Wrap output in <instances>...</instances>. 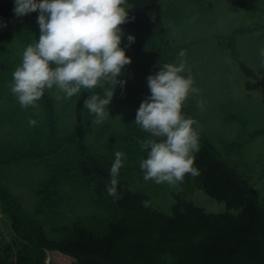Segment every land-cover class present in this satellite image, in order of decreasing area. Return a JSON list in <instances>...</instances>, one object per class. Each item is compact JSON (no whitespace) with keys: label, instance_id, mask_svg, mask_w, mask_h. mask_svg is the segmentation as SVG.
Returning a JSON list of instances; mask_svg holds the SVG:
<instances>
[{"label":"trees","instance_id":"trees-1","mask_svg":"<svg viewBox=\"0 0 264 264\" xmlns=\"http://www.w3.org/2000/svg\"><path fill=\"white\" fill-rule=\"evenodd\" d=\"M14 7V0H0V212L9 215L13 232L9 241H0V264H55L47 263L45 248L71 256L72 264H264L260 190L211 141L194 154L200 175H187L181 185L195 182L209 197L226 203L223 211H209L175 194L171 210L163 212L150 192L133 189L127 180L128 175L143 178L140 161L147 158L137 141L149 134L134 121L149 95L147 77L159 71L158 61H165V32L163 37L153 34L162 29V0H127L129 21L120 26V46L132 63L122 70L126 85L115 89L110 116L100 125L84 108L91 93L83 89L71 98L55 88L46 90L35 107H21L9 85L24 49L39 39V13L17 17ZM128 35L135 37L130 46ZM241 66L246 88L259 89L254 69ZM91 92L103 95L99 86ZM194 99L189 94L182 112L196 120ZM29 118L39 123L30 127ZM233 143L224 144L226 154ZM116 151L126 159L118 177L123 198L113 202L106 186ZM15 163L42 171L31 212L8 184ZM144 200L149 207L142 205Z\"/></svg>","mask_w":264,"mask_h":264},{"label":"clouds","instance_id":"clouds-1","mask_svg":"<svg viewBox=\"0 0 264 264\" xmlns=\"http://www.w3.org/2000/svg\"><path fill=\"white\" fill-rule=\"evenodd\" d=\"M14 2L17 17L39 13V39L24 49L9 85L21 107H35L46 90L51 92L55 88L71 98L83 89L91 93L84 101V108L94 114L95 124H103L110 116L108 106L115 89L126 85V80L121 78L122 70L132 63L120 46L123 35L120 26L129 21L127 0ZM127 40L130 46L135 37L128 35ZM178 55L185 57L186 51L181 50ZM259 55L264 64V48ZM156 66L159 71L147 77L151 94L140 104L134 121L149 134V138L137 141L141 150L147 151L140 169L145 181L177 187L187 175H200L199 168L194 166V154L199 151V125L182 112L189 94H198L199 89L194 87L185 60L178 64L160 60ZM98 86L103 89L102 96L91 92ZM198 107L204 108L203 100L198 101ZM28 123L34 127L39 121L29 118ZM114 157L106 191L113 202H118L123 198L118 177L126 157L121 151H116ZM142 205L149 207L150 201L144 200Z\"/></svg>","mask_w":264,"mask_h":264},{"label":"rangeland","instance_id":"rangeland-1","mask_svg":"<svg viewBox=\"0 0 264 264\" xmlns=\"http://www.w3.org/2000/svg\"><path fill=\"white\" fill-rule=\"evenodd\" d=\"M162 5V29L153 34L165 32L164 63L178 64L185 60L194 87L199 89L198 94L190 93L196 96L199 146L211 141L230 162L246 170L249 181L260 190L264 206V64L259 55L264 48V0H246L245 4L240 1L228 4L223 0H162ZM160 43L155 53L159 52ZM181 50L186 51L185 57H179ZM241 63L254 69L261 80L259 89L246 88L248 79ZM200 100L204 101L203 109L198 107ZM231 141L234 142L231 152L226 154L229 147L224 144ZM13 165L9 168V187L31 212L36 203L34 187L42 171L37 165ZM127 180L133 189L150 192L154 205L163 212L171 210L175 194L192 199L212 212L226 208L225 202L209 197L195 182L169 187L135 175H128ZM12 237L10 217L0 212V241ZM45 252L47 263L73 262L71 256L58 250L45 248Z\"/></svg>","mask_w":264,"mask_h":264}]
</instances>
